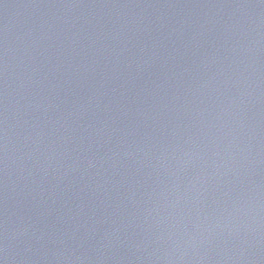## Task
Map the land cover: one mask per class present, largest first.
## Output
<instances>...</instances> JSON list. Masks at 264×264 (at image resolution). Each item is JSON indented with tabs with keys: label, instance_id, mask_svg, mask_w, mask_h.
Here are the masks:
<instances>
[{
	"label": "water",
	"instance_id": "1",
	"mask_svg": "<svg viewBox=\"0 0 264 264\" xmlns=\"http://www.w3.org/2000/svg\"><path fill=\"white\" fill-rule=\"evenodd\" d=\"M0 264H264V0H0Z\"/></svg>",
	"mask_w": 264,
	"mask_h": 264
}]
</instances>
